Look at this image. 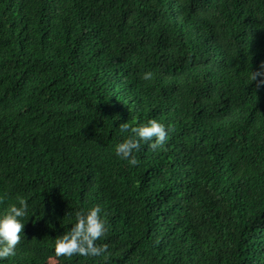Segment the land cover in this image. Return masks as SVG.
<instances>
[{"label": "trees", "instance_id": "trees-1", "mask_svg": "<svg viewBox=\"0 0 264 264\" xmlns=\"http://www.w3.org/2000/svg\"><path fill=\"white\" fill-rule=\"evenodd\" d=\"M261 63L264 0H0V215L28 204L0 264H264ZM94 205L108 252L56 258Z\"/></svg>", "mask_w": 264, "mask_h": 264}, {"label": "clouds", "instance_id": "clouds-1", "mask_svg": "<svg viewBox=\"0 0 264 264\" xmlns=\"http://www.w3.org/2000/svg\"><path fill=\"white\" fill-rule=\"evenodd\" d=\"M152 76L151 72H146L141 79L150 80ZM250 78L252 82L256 81L257 87L264 85V63H261L259 70L252 71ZM119 127L121 132L130 131L132 135L115 146V154L128 161L131 166L139 163L134 153L141 149V142L148 144V147L155 151L165 145L168 132L172 130L171 126L166 129L165 125L155 119H150L137 127L130 128L128 123H122ZM100 213L101 208L98 205L87 211H76L75 223L70 230L55 238V257L70 258L73 255L97 257L106 254L108 245L97 243L109 230ZM27 214V201L23 197H17V203L9 205L5 213L0 215V259L15 256V249L21 242L22 234L24 235L25 224L21 220Z\"/></svg>", "mask_w": 264, "mask_h": 264}, {"label": "rangeland", "instance_id": "rangeland-1", "mask_svg": "<svg viewBox=\"0 0 264 264\" xmlns=\"http://www.w3.org/2000/svg\"><path fill=\"white\" fill-rule=\"evenodd\" d=\"M49 264H57L55 261H50Z\"/></svg>", "mask_w": 264, "mask_h": 264}]
</instances>
